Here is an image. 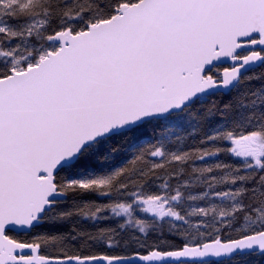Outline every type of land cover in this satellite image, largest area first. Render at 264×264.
<instances>
[{
  "label": "snow or ice",
  "instance_id": "1",
  "mask_svg": "<svg viewBox=\"0 0 264 264\" xmlns=\"http://www.w3.org/2000/svg\"><path fill=\"white\" fill-rule=\"evenodd\" d=\"M0 264H264V0H0Z\"/></svg>",
  "mask_w": 264,
  "mask_h": 264
}]
</instances>
